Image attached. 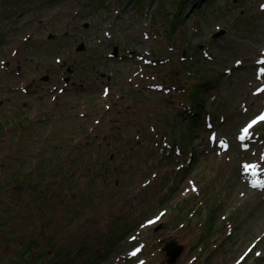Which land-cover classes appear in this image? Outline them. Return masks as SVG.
<instances>
[{"label": "rangeland", "instance_id": "1", "mask_svg": "<svg viewBox=\"0 0 264 264\" xmlns=\"http://www.w3.org/2000/svg\"><path fill=\"white\" fill-rule=\"evenodd\" d=\"M179 3L0 0V264H264V0Z\"/></svg>", "mask_w": 264, "mask_h": 264}, {"label": "trees", "instance_id": "2", "mask_svg": "<svg viewBox=\"0 0 264 264\" xmlns=\"http://www.w3.org/2000/svg\"><path fill=\"white\" fill-rule=\"evenodd\" d=\"M135 1H137V0H134V2ZM201 2H203L204 3L203 4L204 7H206L211 2V0H202V1L201 0H180L179 5L182 8L186 7L187 5L192 6L194 8H197L198 5H200V4L202 5ZM125 4H126V2H123L122 5H125ZM179 8L177 9L176 12H173L172 13V15H171L172 18H174L175 16L176 17L179 16V14H180ZM182 14H183V11H182ZM177 19L180 20L181 19V15ZM214 84L215 83L208 84V88H210L211 85L213 86ZM195 107L197 108V109H195L196 111L194 112V111L188 110L187 111V115L188 114H191L192 117L196 119V121H195L196 124H194V123H191V124H193V125H200L201 124V121L203 120V111H204V108H203L204 107V103H202L201 98L200 99H197L196 104H195ZM189 129L191 130V128H189ZM79 198H82V197H79ZM174 210H177V208H175ZM190 211H192V208H189L188 209V212H186L184 216H188L190 214ZM212 216H213L212 214H208L207 217H206V221H207V225L208 226H210L209 224H210V220H211ZM183 221H185V219ZM115 230L116 229H114L113 227H110L109 231H105L104 230V237L101 240V243L103 244V246L101 244L99 245L100 246V248L98 249L99 250V253H94V254L90 255V257L87 260H84L83 262H81L80 260H78L79 263H77V264H92V263H96L99 260L103 259V257L106 255V253L107 252L109 253V251L107 249H109L110 247H112L111 244H112V242L114 240L111 241L110 238L111 237H114L115 240H118V236L119 235L117 233H115ZM14 236H16V235L14 234L13 237H11L12 240H9L7 242L8 243L7 247L11 251H13V253H15V255L17 256V258L24 259V261H26L25 258L28 256V253L33 252L36 249L37 242L36 241H27V242L23 243V242L15 241L14 240L15 239ZM21 237L22 236H20V238ZM120 239H122L121 233H120ZM19 247H22L23 249H18ZM55 257H56L55 254H52L48 258L51 261L48 262V263L47 262H45V263L46 264H56L55 263V260H54ZM68 257H72V255H69ZM75 258L76 257H74L73 259H75ZM64 261H66V262H64ZM69 262L70 261L67 260V259H65V260L64 259H62V260L60 259L59 264H67ZM45 263H43V264H45Z\"/></svg>", "mask_w": 264, "mask_h": 264}, {"label": "water", "instance_id": "3", "mask_svg": "<svg viewBox=\"0 0 264 264\" xmlns=\"http://www.w3.org/2000/svg\"><path fill=\"white\" fill-rule=\"evenodd\" d=\"M221 34H223V31L220 33H216L213 36V39H216L217 37H219ZM84 50V45L80 44L77 48L76 51L77 52H81ZM114 54H116V50L114 49ZM69 72V71H68ZM109 78V77H108ZM48 79V77H42L41 81H46ZM68 81V79H65V82ZM220 143L224 144L225 141L221 140ZM160 226H158L157 228L154 229V231H156ZM162 250L165 253V257H166V262L167 264H175L177 258L180 256V254L183 251V246L181 244H178L177 242L171 240L169 242H167Z\"/></svg>", "mask_w": 264, "mask_h": 264}, {"label": "flooded vegetation", "instance_id": "4", "mask_svg": "<svg viewBox=\"0 0 264 264\" xmlns=\"http://www.w3.org/2000/svg\"><path fill=\"white\" fill-rule=\"evenodd\" d=\"M64 65H66V63H64ZM68 71H69V72H68ZM66 72H67L68 74H71V73H72V69L66 67ZM99 76H100V78H102V79L106 78L107 81L110 80L109 78H107L108 76H107L106 74H104V73H99ZM43 77H44V76H43ZM46 77H48V76H46ZM65 79H68V81L65 82ZM65 79H63L65 85H68V84L71 83V79H72L71 77H66ZM108 79H109V80H108ZM47 80H48V79H47ZM47 80H46V81H47ZM81 86H82V85H81Z\"/></svg>", "mask_w": 264, "mask_h": 264}, {"label": "snow or ice", "instance_id": "5", "mask_svg": "<svg viewBox=\"0 0 264 264\" xmlns=\"http://www.w3.org/2000/svg\"><path fill=\"white\" fill-rule=\"evenodd\" d=\"M258 120H259V121H264V115H261L260 117H258ZM256 122H257V121H253V123H256ZM249 127H251V125H249ZM245 132H247V129H245ZM250 167L255 168V165H252V166H250ZM253 186H256L255 183H254ZM150 223H152V222L150 221ZM133 255H135V253H133Z\"/></svg>", "mask_w": 264, "mask_h": 264}]
</instances>
